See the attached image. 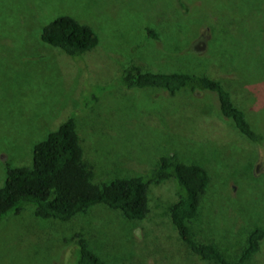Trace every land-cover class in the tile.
<instances>
[{
  "label": "rangeland",
  "instance_id": "374dc122",
  "mask_svg": "<svg viewBox=\"0 0 264 264\" xmlns=\"http://www.w3.org/2000/svg\"><path fill=\"white\" fill-rule=\"evenodd\" d=\"M188 2L0 0V188L6 164L31 166L35 144L74 117L79 135L95 142L88 154L95 182L144 175L170 154L203 164L212 180L195 235L232 260L249 224L264 225V144H251L220 116L214 95L171 98L120 82L133 65L203 72L264 131V0ZM63 14L91 26L99 44L72 57L43 43L44 26ZM177 192L172 181L151 185L143 220L101 204L66 222L9 214L0 222V264H77L79 245L69 252L77 233L107 264H212L172 223L167 209ZM248 264H264V244Z\"/></svg>",
  "mask_w": 264,
  "mask_h": 264
},
{
  "label": "trees",
  "instance_id": "16d2710c",
  "mask_svg": "<svg viewBox=\"0 0 264 264\" xmlns=\"http://www.w3.org/2000/svg\"><path fill=\"white\" fill-rule=\"evenodd\" d=\"M179 1L190 7L188 0ZM33 12L39 16L38 9ZM147 31L150 37L158 39L154 30ZM40 39L72 57L81 56L99 44V37L91 26L65 14L44 26ZM38 58L33 57V61ZM41 62L44 69H49L51 64L45 60ZM120 82L130 90H162L171 98L180 94L188 97L214 95L220 116L229 119L233 128L251 144L257 147L264 144V131L258 130L248 119L245 110L233 100L230 89L203 72L151 71L133 65L123 71ZM97 119L99 117H94ZM87 139V136L79 135L76 119L69 117L35 144L31 166L6 164L5 184L0 188V222L9 214L19 215L23 211H29L37 218L66 222L78 214H86L98 204L120 210L128 220H143L150 213L151 185L172 181L178 189V200L169 205L167 212L180 238L194 255L212 264H248L260 253L264 244V225L259 223H248L245 243L232 260L215 243L196 238L194 220L201 215L212 180L203 164L183 162L170 154L162 157L159 166L144 175L118 176L98 183L94 181V164L88 160L95 142L89 143ZM75 236L69 252L79 245L77 264H107L88 248V242L81 234Z\"/></svg>",
  "mask_w": 264,
  "mask_h": 264
}]
</instances>
